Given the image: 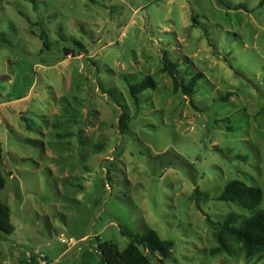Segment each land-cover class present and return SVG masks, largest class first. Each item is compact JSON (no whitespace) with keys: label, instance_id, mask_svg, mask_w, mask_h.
I'll list each match as a JSON object with an SVG mask.
<instances>
[{"label":"rangeland","instance_id":"1","mask_svg":"<svg viewBox=\"0 0 264 264\" xmlns=\"http://www.w3.org/2000/svg\"><path fill=\"white\" fill-rule=\"evenodd\" d=\"M258 1L0 0V200L13 226L0 264H102L97 238L122 250L120 228L171 240L164 264H264L232 242L210 256L206 221L264 210ZM165 59L185 79L202 73L191 97L173 92ZM147 75L155 86L135 103L129 85ZM231 179L259 186L260 204L218 200Z\"/></svg>","mask_w":264,"mask_h":264},{"label":"trees","instance_id":"2","mask_svg":"<svg viewBox=\"0 0 264 264\" xmlns=\"http://www.w3.org/2000/svg\"><path fill=\"white\" fill-rule=\"evenodd\" d=\"M92 2L93 0H88ZM220 5L228 9H244L247 7L244 3H238L233 6L226 5L224 0H216ZM258 7H264V0L258 1ZM42 33L43 46L48 48L47 40ZM73 45L83 48L77 41H72ZM74 47V46H73ZM73 52L64 47V52ZM162 72H166L171 79L173 92H180L182 95L191 97L195 92V85L202 78L201 72L191 74L188 79L183 78L178 70L176 62L165 59L162 63ZM155 86V81L149 75L143 77L138 83L129 85V94L136 103L141 92ZM128 114L121 111L118 119V129L124 133L128 130ZM5 185V179L0 169V191ZM195 194L200 193L195 189ZM220 201L233 202L239 207L253 210L262 200V190L259 186L249 185L240 179L228 180L217 196ZM206 221L212 230V236L216 245L208 249L210 256L220 253L230 254V243L238 245L239 250L246 258L257 255L261 257L264 252V210H258L253 214L239 220L238 215L229 212L222 220L213 221L206 217ZM0 231L4 234H10L13 226L10 221V209L8 205L0 200ZM122 235L130 237L129 243L119 250L117 246L110 241H100L97 238L98 257L102 264H152L154 258L157 264H164V260L170 258L173 242L169 239H162L156 230L149 229L145 233H137L120 228ZM34 256L31 257V263L37 264Z\"/></svg>","mask_w":264,"mask_h":264},{"label":"built area","instance_id":"3","mask_svg":"<svg viewBox=\"0 0 264 264\" xmlns=\"http://www.w3.org/2000/svg\"><path fill=\"white\" fill-rule=\"evenodd\" d=\"M39 264H52V262L47 261L44 257H37Z\"/></svg>","mask_w":264,"mask_h":264},{"label":"crops","instance_id":"4","mask_svg":"<svg viewBox=\"0 0 264 264\" xmlns=\"http://www.w3.org/2000/svg\"><path fill=\"white\" fill-rule=\"evenodd\" d=\"M35 252V251H34ZM36 259H37V257H36Z\"/></svg>","mask_w":264,"mask_h":264}]
</instances>
